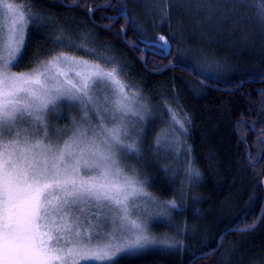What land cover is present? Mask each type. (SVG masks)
<instances>
[{
    "label": "snow or ice",
    "instance_id": "snow-or-ice-1",
    "mask_svg": "<svg viewBox=\"0 0 264 264\" xmlns=\"http://www.w3.org/2000/svg\"><path fill=\"white\" fill-rule=\"evenodd\" d=\"M163 4L157 11L171 40L148 38L141 31L146 47L140 51L156 49L153 55L168 57L176 48V62L168 67L206 80L221 76L220 60L205 56L195 61L181 47L186 34L183 27L171 29V0ZM34 7L0 0V264H121L153 249L177 248L181 241L167 233L152 234L150 224L157 217L170 222L179 204L150 192L152 178L141 170L152 110L160 105L150 107L142 92L121 79L127 64L119 63L110 46H89L95 42L93 32L80 33L78 41L70 35L50 41L83 51L88 58L55 50L42 57L37 52L25 70L13 71L27 56L30 21L43 27L55 19ZM175 7L203 17L197 24L214 18L254 21V30L264 37V0H175ZM105 18L132 22L123 6L118 16ZM113 34L127 43L125 28ZM65 108L80 111L79 118L68 117L71 127L52 122L62 118ZM165 110L186 133L172 109ZM154 146H161L159 135ZM185 165L188 179L198 180L194 160ZM173 166L163 171L167 174ZM256 227L253 223L242 231ZM235 230L228 228L225 234Z\"/></svg>",
    "mask_w": 264,
    "mask_h": 264
},
{
    "label": "trees",
    "instance_id": "trees-1",
    "mask_svg": "<svg viewBox=\"0 0 264 264\" xmlns=\"http://www.w3.org/2000/svg\"><path fill=\"white\" fill-rule=\"evenodd\" d=\"M16 2L32 4L33 11L55 18L45 21L43 27H38V21H30L27 56L16 71L25 70L27 60L37 52L42 57L55 50L88 58L83 51L50 41L69 35L78 41L80 33L93 32L95 42L89 46H110L119 63L127 64L121 79L131 90L142 92L150 107L160 105L152 110L141 170L152 178L150 192L179 204V209L171 212L170 222L163 219L151 224L152 234L159 237L167 233L182 244L125 258L121 264H264V37L254 30V21L214 18L210 23L197 24L203 17L178 10L171 0V29L183 27L186 34V44L181 47L195 61L214 56L223 65L221 76L206 80L181 67H168L176 62V48L168 57L153 55L156 49L140 51L146 47L140 42L141 31L148 38L163 36L171 40L168 24L161 26L157 11L164 7L163 0ZM108 4L112 7H97ZM120 6L130 13L132 22L105 18L118 16ZM122 27L127 30V43L113 34ZM153 61L161 67H155ZM165 106L184 123L186 133L173 123ZM186 116L191 118L190 123ZM66 121L63 118L59 123L64 125ZM170 129L184 147L183 159L194 160L199 169L198 180L163 171L170 162L162 159V147L155 148L154 139ZM149 147L152 151L147 150ZM253 223L258 224L255 230L242 231ZM228 228L236 230L225 234Z\"/></svg>",
    "mask_w": 264,
    "mask_h": 264
},
{
    "label": "rangeland",
    "instance_id": "rangeland-1",
    "mask_svg": "<svg viewBox=\"0 0 264 264\" xmlns=\"http://www.w3.org/2000/svg\"><path fill=\"white\" fill-rule=\"evenodd\" d=\"M13 71H16L15 68L13 69ZM153 113V111H152ZM69 116H75L77 118H79L80 116V111L78 108H73L71 110L69 109H64L63 113H62V118H52V122L55 124H58L59 126L63 127V126H68L71 127V122L68 119ZM66 118L67 121L62 123L64 125H60L59 120ZM172 130V129H170ZM166 131L165 134L160 138V142H161V147L160 148L162 150V159L167 160L170 162V165H174L171 168V171L174 172V175L176 177L181 176L183 178H186L185 175V160L183 159L184 155H183V146L179 143V136L174 134V131ZM163 217H157L155 218L151 224L154 221H160L163 220ZM151 224H150V230H151ZM152 233V232H151ZM154 234V233H153ZM82 264H85V262H82Z\"/></svg>",
    "mask_w": 264,
    "mask_h": 264
},
{
    "label": "water",
    "instance_id": "water-1",
    "mask_svg": "<svg viewBox=\"0 0 264 264\" xmlns=\"http://www.w3.org/2000/svg\"><path fill=\"white\" fill-rule=\"evenodd\" d=\"M219 244H220V242H219Z\"/></svg>",
    "mask_w": 264,
    "mask_h": 264
}]
</instances>
